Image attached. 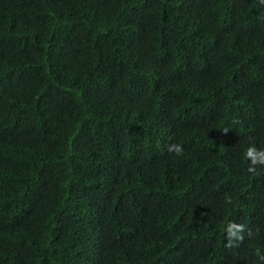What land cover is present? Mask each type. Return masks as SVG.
I'll return each mask as SVG.
<instances>
[{
    "label": "trees",
    "instance_id": "obj_1",
    "mask_svg": "<svg viewBox=\"0 0 264 264\" xmlns=\"http://www.w3.org/2000/svg\"><path fill=\"white\" fill-rule=\"evenodd\" d=\"M252 145L264 0H0V264H264Z\"/></svg>",
    "mask_w": 264,
    "mask_h": 264
},
{
    "label": "clouds",
    "instance_id": "obj_2",
    "mask_svg": "<svg viewBox=\"0 0 264 264\" xmlns=\"http://www.w3.org/2000/svg\"><path fill=\"white\" fill-rule=\"evenodd\" d=\"M175 148L177 154H180L181 148L179 146H172ZM172 147H170V151L172 150ZM246 158L250 159L251 165L249 167L250 172H255L256 168L255 165L261 164L264 165V150H257L255 145L249 146L245 153ZM227 203H231V197H227L226 199ZM245 229L244 224L236 223V222H230L227 226V237H228V246L231 247L233 245V241H243V230ZM264 259V257H262Z\"/></svg>",
    "mask_w": 264,
    "mask_h": 264
}]
</instances>
